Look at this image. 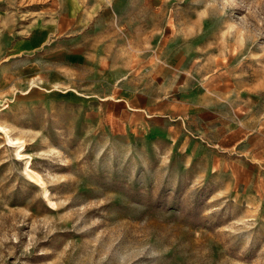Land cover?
Here are the masks:
<instances>
[{"label": "rangeland", "instance_id": "1", "mask_svg": "<svg viewBox=\"0 0 264 264\" xmlns=\"http://www.w3.org/2000/svg\"><path fill=\"white\" fill-rule=\"evenodd\" d=\"M0 264H264V0H0Z\"/></svg>", "mask_w": 264, "mask_h": 264}, {"label": "crops", "instance_id": "2", "mask_svg": "<svg viewBox=\"0 0 264 264\" xmlns=\"http://www.w3.org/2000/svg\"><path fill=\"white\" fill-rule=\"evenodd\" d=\"M143 95H147V93L142 92L141 90L138 95L140 105H138L136 108L140 111L142 116H148L147 103L144 102V99H142ZM223 123L224 122L222 118L220 119L216 117L215 124L219 126H215V128L210 129V132L206 133L207 137L211 136V142L214 146L230 147L243 139L245 133L240 130L239 126L234 127V130L231 134L225 135L223 131Z\"/></svg>", "mask_w": 264, "mask_h": 264}]
</instances>
